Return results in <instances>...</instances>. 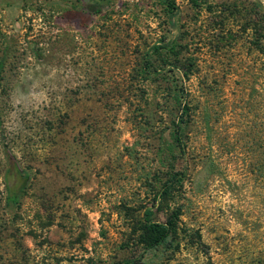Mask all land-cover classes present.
<instances>
[{
	"label": "rangeland",
	"instance_id": "374dc122",
	"mask_svg": "<svg viewBox=\"0 0 264 264\" xmlns=\"http://www.w3.org/2000/svg\"><path fill=\"white\" fill-rule=\"evenodd\" d=\"M198 1L0 0V264H264V0Z\"/></svg>",
	"mask_w": 264,
	"mask_h": 264
},
{
	"label": "trees",
	"instance_id": "16d2710c",
	"mask_svg": "<svg viewBox=\"0 0 264 264\" xmlns=\"http://www.w3.org/2000/svg\"><path fill=\"white\" fill-rule=\"evenodd\" d=\"M191 1L196 6L201 5L200 1L198 0H191ZM98 5H99L98 2H92L87 5V8L88 10L92 12H99L100 7ZM167 7L170 9H174L177 6L175 2L168 1ZM220 7L222 8L219 11L223 12V16L226 17V19L235 18L238 21H241V19H247L248 15H250V14L240 13L241 10H238L239 13H237L235 8L238 7V5L235 3L229 4V3H224L223 1L221 2ZM254 7L256 6L254 5ZM64 15L69 19L79 18L83 24L86 23L85 12L83 10L68 9ZM254 17L255 18L257 17L256 18L257 20L253 21V18H249L250 21H253V25L255 26L254 32L257 35L256 39L254 40V44L256 45V48L258 49V51L264 55V44H263L264 31L261 28L262 26L260 25V20L264 18V14H261V12L258 10V11H255ZM242 31L246 32L247 31L246 27ZM155 49L158 51L159 49H161V46H155ZM170 49H171L170 51H173L174 47H171ZM184 75H187L186 72H184ZM179 97L181 98V111L177 119V122L175 124L176 128L174 130V140L181 147L183 145L182 144L183 143L182 132H183L184 127L186 126L185 118L188 117L190 108H189V105L186 99L185 100L183 99V102H182V97L184 96L180 95ZM179 179L180 177L178 178V180ZM173 182L174 181L172 180V178L168 180V183H166L165 188L163 190L164 194L168 193V191L172 188ZM10 197L12 198L13 196H10ZM13 199L14 201H16L15 197ZM153 213H154L153 210H150V209L146 210L145 218L140 228L141 229L140 240H141V243L144 245V249L147 251H150V250H156L161 246H165L168 248L179 247V243L177 239L180 236V234L189 233L188 230L186 229L182 230L179 226L180 215H181L180 210H174L172 214L167 218L166 221L153 220L152 219ZM189 235H191L192 238L196 237L195 233H191ZM198 235H200L199 232H198ZM199 237L201 236H198V239ZM196 241L199 242V240H196ZM117 264H131V261L123 260Z\"/></svg>",
	"mask_w": 264,
	"mask_h": 264
}]
</instances>
